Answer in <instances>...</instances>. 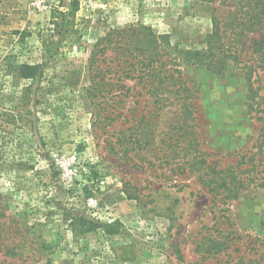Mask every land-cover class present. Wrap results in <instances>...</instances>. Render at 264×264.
I'll list each match as a JSON object with an SVG mask.
<instances>
[{
	"label": "rangeland",
	"instance_id": "374dc122",
	"mask_svg": "<svg viewBox=\"0 0 264 264\" xmlns=\"http://www.w3.org/2000/svg\"><path fill=\"white\" fill-rule=\"evenodd\" d=\"M58 1L78 2L76 34L48 53ZM237 2L0 0V264H264V99L245 64L229 60L216 75L178 63L193 89L199 149L218 161V184L227 187L233 176L242 183L225 204L189 171L184 153L175 155L174 136L156 118L152 137L141 124L139 150L129 142L119 152L105 145L109 134L133 139L134 118L152 117L139 114L131 90L116 106L121 115L110 107L103 129L93 127L92 103L100 99L83 95L88 51L108 29L141 24L167 35L172 47L201 51L214 16L240 10ZM23 64L38 66L41 77L25 105L30 82L17 76ZM134 84L124 82V92ZM13 111L22 123H7ZM209 240L220 243L218 253L206 251Z\"/></svg>",
	"mask_w": 264,
	"mask_h": 264
},
{
	"label": "trees",
	"instance_id": "16d2710c",
	"mask_svg": "<svg viewBox=\"0 0 264 264\" xmlns=\"http://www.w3.org/2000/svg\"><path fill=\"white\" fill-rule=\"evenodd\" d=\"M244 2H247L246 9L243 8ZM72 3L65 7V3L58 1L60 6L56 9L57 17L51 20V28L48 30L49 37L46 44L48 53L57 52L61 44L68 38L71 40V35L76 34L73 18L78 2ZM236 7L240 10H227L226 17H222L221 14L214 16L212 32L207 35L205 48L201 51L183 50L177 45L172 47L167 35L157 36L150 27L141 24L130 25L123 29H108L102 37L95 40L88 51L86 71L89 85L83 88L84 98L89 101L100 99L98 104L92 103L95 111L93 118L94 122L96 121L94 128L103 129V124L109 120L110 107H113L112 114L115 116L118 113L115 112L116 106L122 104L130 90L131 97H137L133 104L140 108L139 114L146 113L152 116L145 123L142 122V114L139 122H136L137 116L134 118L131 128L134 131L133 139L126 141L121 135L122 132H119L118 138L112 141L109 134L104 139L106 146L111 149L116 148L119 152L129 142L136 147L135 150H139L143 145V139L138 138L141 136L138 133L141 124L145 127L144 133L149 132L148 136L152 137L159 126L150 122L156 118L162 129L168 128V133L171 132L172 137L174 136L175 146L179 147L175 155L179 157L184 153L183 157L189 159L187 162L189 171L197 175L201 184L210 187L209 192L214 194L216 202L222 204L237 199V190L242 183L236 182V176H233L231 180L235 182L232 181L227 187L222 183L223 179L218 184L220 180L218 161H213L212 155L204 154L199 149L195 131L196 121L193 117V89L182 78L178 63L182 61L185 64L203 66L216 75H220L227 68L229 60L243 63L249 76L253 75V83L256 82L257 88L260 87L263 91L261 98L264 99V0H238ZM60 8L64 10L59 11ZM236 29L242 32L239 34V39L232 35ZM227 32L231 35H225ZM248 33L254 34L255 37L248 39L246 36ZM109 51L115 52L112 59L107 56ZM242 52L248 56L244 62L240 61ZM17 76L30 82L20 98L25 105L28 99L37 96L38 92L33 84L41 79L39 67L23 64L17 68ZM115 78L116 82L112 83ZM126 81H134L135 84L124 92ZM149 105L152 109L147 110ZM14 111L11 114L14 115L11 116L12 121L7 123L13 125L22 123ZM16 111L18 114L21 113L19 109ZM258 113L261 115L259 120L264 122V106ZM261 132H264V124ZM144 143L145 146L150 145ZM160 144H163L162 140ZM181 144H184V148H180ZM255 168L256 165H253L246 171ZM219 188H224L226 195L219 193ZM209 242L210 248L206 250L209 255L218 253L220 243L215 240Z\"/></svg>",
	"mask_w": 264,
	"mask_h": 264
}]
</instances>
